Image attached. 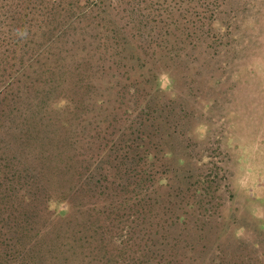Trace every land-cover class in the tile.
Instances as JSON below:
<instances>
[{"label":"rangeland","instance_id":"374dc122","mask_svg":"<svg viewBox=\"0 0 264 264\" xmlns=\"http://www.w3.org/2000/svg\"><path fill=\"white\" fill-rule=\"evenodd\" d=\"M138 2L0 0V264H264V0Z\"/></svg>","mask_w":264,"mask_h":264},{"label":"trees","instance_id":"16d2710c","mask_svg":"<svg viewBox=\"0 0 264 264\" xmlns=\"http://www.w3.org/2000/svg\"><path fill=\"white\" fill-rule=\"evenodd\" d=\"M164 1H168V0H163V1H160V0H139V2L137 4V8L139 9L140 14H143V15H147V14L150 15L153 13L152 11H154V10L165 12L168 9V7L170 8V4L166 3L167 7H163L161 3ZM160 4H161V7H159L160 10H158V5H160ZM155 7L157 9H154ZM155 16L156 15H154L153 19H151L152 21H155V19H156ZM158 180H159L160 184L163 182H166L165 177H159ZM60 212L64 213L65 209H61Z\"/></svg>","mask_w":264,"mask_h":264}]
</instances>
